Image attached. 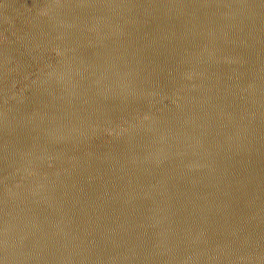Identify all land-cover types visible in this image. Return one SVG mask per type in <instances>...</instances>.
<instances>
[{
  "label": "water",
  "instance_id": "1",
  "mask_svg": "<svg viewBox=\"0 0 264 264\" xmlns=\"http://www.w3.org/2000/svg\"><path fill=\"white\" fill-rule=\"evenodd\" d=\"M0 264H264V0H0Z\"/></svg>",
  "mask_w": 264,
  "mask_h": 264
}]
</instances>
